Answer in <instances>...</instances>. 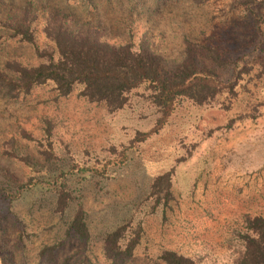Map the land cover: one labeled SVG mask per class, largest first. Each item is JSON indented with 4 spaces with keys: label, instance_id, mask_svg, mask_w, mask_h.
I'll return each mask as SVG.
<instances>
[{
    "label": "rangeland",
    "instance_id": "rangeland-1",
    "mask_svg": "<svg viewBox=\"0 0 264 264\" xmlns=\"http://www.w3.org/2000/svg\"><path fill=\"white\" fill-rule=\"evenodd\" d=\"M25 10L40 22L54 12L97 27L111 43L131 28L136 47L159 57L161 74L192 57L214 69L221 87L203 104L180 99L144 139L160 113L143 89L114 112L77 90L57 96L50 84L15 99L0 90V264H164V249L236 264L244 217H264V0H0V68L12 57L33 60L3 23ZM45 121L49 159L39 143ZM121 151L127 160L114 165ZM167 171L173 198L154 210L148 186ZM57 190L70 200L63 209ZM78 206L87 239L66 232ZM125 221H140L141 242L129 258H114L103 236Z\"/></svg>",
    "mask_w": 264,
    "mask_h": 264
},
{
    "label": "trees",
    "instance_id": "trees-1",
    "mask_svg": "<svg viewBox=\"0 0 264 264\" xmlns=\"http://www.w3.org/2000/svg\"><path fill=\"white\" fill-rule=\"evenodd\" d=\"M253 17L258 25L260 16L254 14ZM37 18V13L25 10L18 18L3 22L9 27L7 30H11L9 38L29 46L33 53V60L24 63L18 57H12L5 59L0 68V90L11 99L26 95L35 87L50 84L57 96H67L77 90L78 95L88 102L101 104L114 112L126 104L131 92L143 89L160 113L153 130L139 133L144 139L166 123L180 99L203 104L213 99L221 87L214 69L195 62L192 57L178 64L170 74H161L159 57L142 45L136 47L131 28H128L124 40L111 43L103 30L96 27V31L66 21L63 15L49 12L41 22ZM209 53V61L216 64L218 56L214 51ZM44 124L46 135L39 143L44 147L41 153L49 159L56 155L49 138L51 123L45 121ZM114 160V165H122L127 154L121 151ZM106 164L109 166L110 162ZM89 170L99 174L104 169ZM171 173L158 174L149 183L148 194L154 210L173 198ZM23 187L19 184L16 190ZM68 198L66 192L57 190L56 202L60 209L67 206ZM66 232H72L78 239L89 237L80 206L67 222ZM142 235L140 221L136 224L131 221L119 223L103 236L105 253L114 258H129L140 244ZM237 237L242 250L236 264H264V217H244L243 228L237 232ZM52 249L46 250L50 256ZM157 257L164 264H202L193 257L169 249L162 250Z\"/></svg>",
    "mask_w": 264,
    "mask_h": 264
}]
</instances>
